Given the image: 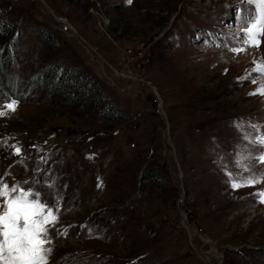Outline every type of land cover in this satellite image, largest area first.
<instances>
[{"label":"rangeland","instance_id":"374dc122","mask_svg":"<svg viewBox=\"0 0 264 264\" xmlns=\"http://www.w3.org/2000/svg\"><path fill=\"white\" fill-rule=\"evenodd\" d=\"M240 4L0 0V176L55 183L49 264H264V182L225 171L264 148V37L231 51Z\"/></svg>","mask_w":264,"mask_h":264},{"label":"snow or ice","instance_id":"6c2138e0","mask_svg":"<svg viewBox=\"0 0 264 264\" xmlns=\"http://www.w3.org/2000/svg\"><path fill=\"white\" fill-rule=\"evenodd\" d=\"M238 14L241 15L240 22L244 28L237 37L243 41V45L231 49L237 55L245 52L247 47L259 48L261 45V38L264 37V0H241ZM253 64L255 67L252 71L264 75V62L257 64L253 61ZM250 77L251 74L246 78ZM252 82L255 83V80L252 79ZM257 93L264 95V85H261ZM4 100L7 98L0 100L3 107L0 117L16 111L17 101L4 103ZM245 139L248 137L245 136ZM251 143L264 146V135L256 137ZM9 147L13 149V155L19 156L23 151L19 145ZM249 158L264 166V148L262 154L257 157L240 156L236 160V166L241 169L240 173L233 175L225 169L230 186L234 190L254 187L264 182V174L251 173V169L244 163ZM18 163L23 164V160ZM244 173L249 175L245 177ZM11 174L6 172L4 176H0V264H49L54 251L51 247L52 235L66 234V230L57 227L60 219V197L58 193L54 194L55 183L40 186L47 189L46 191L37 187L40 185L39 179L17 181L10 185L7 178ZM252 195L260 203H264V190H258Z\"/></svg>","mask_w":264,"mask_h":264},{"label":"trees","instance_id":"16d2710c","mask_svg":"<svg viewBox=\"0 0 264 264\" xmlns=\"http://www.w3.org/2000/svg\"><path fill=\"white\" fill-rule=\"evenodd\" d=\"M42 34H45V33H42ZM45 36H47L46 34H45ZM48 37V36H47ZM2 61V60H1ZM3 63H5V61H3Z\"/></svg>","mask_w":264,"mask_h":264},{"label":"built area","instance_id":"2783aa9c","mask_svg":"<svg viewBox=\"0 0 264 264\" xmlns=\"http://www.w3.org/2000/svg\"><path fill=\"white\" fill-rule=\"evenodd\" d=\"M63 21H66V20L63 18Z\"/></svg>","mask_w":264,"mask_h":264}]
</instances>
